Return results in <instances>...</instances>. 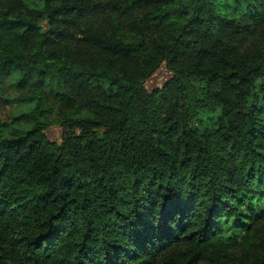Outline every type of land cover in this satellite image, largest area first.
I'll return each mask as SVG.
<instances>
[{
  "label": "trees",
  "instance_id": "obj_1",
  "mask_svg": "<svg viewBox=\"0 0 264 264\" xmlns=\"http://www.w3.org/2000/svg\"><path fill=\"white\" fill-rule=\"evenodd\" d=\"M12 77L0 264H264V0H0Z\"/></svg>",
  "mask_w": 264,
  "mask_h": 264
},
{
  "label": "rangeland",
  "instance_id": "obj_2",
  "mask_svg": "<svg viewBox=\"0 0 264 264\" xmlns=\"http://www.w3.org/2000/svg\"><path fill=\"white\" fill-rule=\"evenodd\" d=\"M170 78L171 76L169 72L165 67H163L146 83V88L149 92H153L158 88H161ZM15 82L16 78L12 77L9 84L6 85V95L11 101H13V104L7 108L0 109V118L3 122L9 121L12 115L22 110L27 111L30 109L29 105L20 106V100H22L21 98L26 92L19 91L15 88V86H12ZM203 121L206 125L211 123L208 116H206ZM48 123L49 127L47 134L49 139L61 144L62 137L66 134V130L61 126L59 117L56 113L49 116Z\"/></svg>",
  "mask_w": 264,
  "mask_h": 264
}]
</instances>
